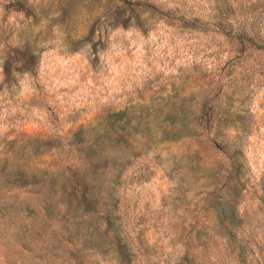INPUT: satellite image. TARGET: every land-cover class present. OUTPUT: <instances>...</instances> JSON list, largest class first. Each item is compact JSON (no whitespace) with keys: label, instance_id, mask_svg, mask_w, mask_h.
Segmentation results:
<instances>
[{"label":"clouds","instance_id":"1","mask_svg":"<svg viewBox=\"0 0 264 264\" xmlns=\"http://www.w3.org/2000/svg\"><path fill=\"white\" fill-rule=\"evenodd\" d=\"M0 264H264V0H0Z\"/></svg>","mask_w":264,"mask_h":264},{"label":"rangeland","instance_id":"2","mask_svg":"<svg viewBox=\"0 0 264 264\" xmlns=\"http://www.w3.org/2000/svg\"><path fill=\"white\" fill-rule=\"evenodd\" d=\"M31 62V61H30Z\"/></svg>","mask_w":264,"mask_h":264}]
</instances>
